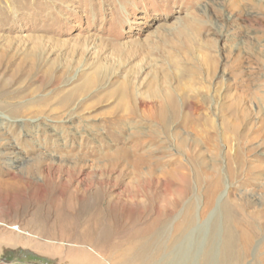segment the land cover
I'll return each mask as SVG.
<instances>
[{
  "label": "rangeland",
  "instance_id": "1",
  "mask_svg": "<svg viewBox=\"0 0 264 264\" xmlns=\"http://www.w3.org/2000/svg\"><path fill=\"white\" fill-rule=\"evenodd\" d=\"M5 116L0 264H264V0H0Z\"/></svg>",
  "mask_w": 264,
  "mask_h": 264
},
{
  "label": "bare ground",
  "instance_id": "2",
  "mask_svg": "<svg viewBox=\"0 0 264 264\" xmlns=\"http://www.w3.org/2000/svg\"><path fill=\"white\" fill-rule=\"evenodd\" d=\"M4 106H2L3 108ZM10 109V108H9ZM13 109V108H12ZM6 110V109H5ZM11 110V109H10ZM19 110V109H17ZM191 110H196V107L195 105L192 103V108ZM19 112V111H18ZM15 113H17L15 111ZM23 113V112H22ZM28 113V112H26ZM25 113V114H26ZM8 123V120H7V117L5 116L4 117H0V129H2V127L4 125H7ZM32 123H37L35 121H32ZM26 124L27 122L26 121H21V124L18 126V128L21 129V131L26 127ZM38 125V124H37ZM38 126H41V125H38ZM34 137V136H32ZM224 211L226 212V216L228 218V221L230 222V220H233L234 222L237 221L239 224H242L243 221L241 219H235L234 216H233V210L229 209V208H226L224 209ZM58 222H73L74 223V220L77 221V224L79 225V222L81 221V219H83L82 215L81 214H78V215H75L73 214L72 217H68L66 216V214L64 212H61L59 211L58 212ZM194 224V223H193ZM245 224V223H244ZM81 225V224H80ZM186 226V229H183L182 230V235L184 236L186 231L188 229H190V227L192 226V220H188L185 224ZM86 227H84V231L89 232V234H84L82 236H78V239H81V240H85V241H90V240H95L96 238H94V236H91L90 232H93V231H97L100 229V227H102V221H101V214L99 211H94L92 213H89L88 214V217H87V223L85 225ZM179 231H181L179 229ZM63 235V234H62ZM77 236V235H76ZM237 236L239 237V235H237L235 232H233L232 230H229L228 233H227V248H230V249H234V246H236L237 242H236V239H237ZM241 236V235H240ZM63 237L65 239H74V236H68V235H63ZM72 237V238H71ZM77 238V237H75ZM99 239L103 240L105 239V236H104V232L102 234H100V237ZM240 239L243 241L242 243L246 246H248L249 244V236L247 235V233H243L242 236L240 237ZM84 259V258H83ZM130 259V256L128 255V253L124 254L123 255V261H128Z\"/></svg>",
  "mask_w": 264,
  "mask_h": 264
}]
</instances>
